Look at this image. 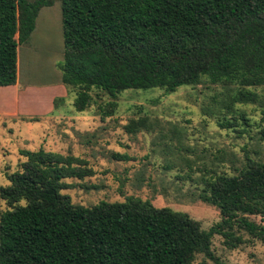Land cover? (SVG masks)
Listing matches in <instances>:
<instances>
[{
	"label": "trees",
	"instance_id": "16d2710c",
	"mask_svg": "<svg viewBox=\"0 0 264 264\" xmlns=\"http://www.w3.org/2000/svg\"><path fill=\"white\" fill-rule=\"evenodd\" d=\"M55 3L64 46L61 84L79 89L77 112L93 104L92 90L110 97L98 105L104 120L125 91L171 94L204 79L235 87L227 110L257 104L256 89L264 96V0H0V87L19 81L18 47L28 42L39 11ZM149 128L142 116L125 131ZM258 134L264 142V127ZM20 154L25 160L0 187L7 207L0 213V264H193L198 255L224 264L212 252L215 235L229 249L247 243L243 233L264 244V226L249 219L264 218V158L245 153L236 175H200L198 199L221 216L204 230L187 214L137 197L74 205L62 191L71 187L66 180L92 176L84 160L42 148Z\"/></svg>",
	"mask_w": 264,
	"mask_h": 264
},
{
	"label": "rangeland",
	"instance_id": "374dc122",
	"mask_svg": "<svg viewBox=\"0 0 264 264\" xmlns=\"http://www.w3.org/2000/svg\"><path fill=\"white\" fill-rule=\"evenodd\" d=\"M63 48L61 8L55 3L39 11L28 42L18 47V79L23 88L18 99L14 88H0V187L8 185L5 175L25 160L21 151L42 148L78 157L92 170L84 180L65 181L71 187L62 194L74 205L92 207L131 196L148 200L155 208L187 214L204 230L218 223L219 210L198 199L204 185L196 181L205 171L236 175L245 153L252 159L264 158V142L258 134L264 127L262 89L255 90L261 94L257 104H238L232 110L225 104L235 87L212 85L205 79L171 94L162 89L125 91L117 96L114 115L102 120L98 105L110 97L101 91H91L94 100L86 111H75L79 89L61 84L58 65ZM234 109L238 115L232 114ZM10 112L20 115L9 116ZM142 116L149 118V130L127 134L129 120ZM31 118L38 121L22 120ZM113 154L129 160L115 161ZM5 209L0 200V213ZM249 219L264 226V218ZM240 235L247 243L236 249H229L215 235L213 254L224 264H264V244L246 233ZM193 264L214 262L198 255Z\"/></svg>",
	"mask_w": 264,
	"mask_h": 264
},
{
	"label": "crops",
	"instance_id": "0c3cea01",
	"mask_svg": "<svg viewBox=\"0 0 264 264\" xmlns=\"http://www.w3.org/2000/svg\"><path fill=\"white\" fill-rule=\"evenodd\" d=\"M19 84H20V81H17V84L16 85H14V86H9L8 88H10V87H12V88H14L15 89V98H17L18 99V97H19V95H20V93H21V91L23 90V88H21L20 86H19ZM0 88H6V87H0ZM9 116H17V115H20V114H18V112L17 113H15V112H10L9 114H8ZM24 118V117H23Z\"/></svg>",
	"mask_w": 264,
	"mask_h": 264
}]
</instances>
